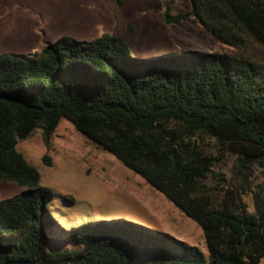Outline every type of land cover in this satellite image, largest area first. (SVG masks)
Instances as JSON below:
<instances>
[{"label": "trees", "instance_id": "obj_1", "mask_svg": "<svg viewBox=\"0 0 264 264\" xmlns=\"http://www.w3.org/2000/svg\"><path fill=\"white\" fill-rule=\"evenodd\" d=\"M186 12L221 42L264 47V0H190ZM164 193L203 229L197 245L127 219L71 230L53 216L52 188L19 150L36 129L49 143L61 120ZM211 137L236 156L234 179L216 199L202 183L216 157ZM48 156H45V160ZM261 174L263 181H257ZM0 181L24 187L0 200V264H260L264 258V64L244 54L188 50L133 55L121 36L68 35L40 52L0 55ZM253 194L254 211L243 195ZM66 244L55 248L53 233Z\"/></svg>", "mask_w": 264, "mask_h": 264}, {"label": "rangeland", "instance_id": "obj_2", "mask_svg": "<svg viewBox=\"0 0 264 264\" xmlns=\"http://www.w3.org/2000/svg\"><path fill=\"white\" fill-rule=\"evenodd\" d=\"M188 11L190 0H0V55L40 52L45 43L63 35L91 40L104 33L123 37L133 55L151 57L188 50L244 54L264 64V47L249 38L240 51L218 40L194 18L168 22L165 10ZM215 165L202 183L216 199L224 189L240 185L234 179L236 156L222 152L211 137L198 138ZM19 150L41 172L40 184L53 189L50 208L58 223L71 228L85 222L127 219L208 247L201 226L187 216L164 193L128 168L63 118L49 143L42 129L21 139ZM45 156L48 159L45 160ZM257 181H263L258 174ZM24 190L16 182L0 181V200ZM254 211L253 194L243 195ZM54 246L66 243L53 233ZM260 264H264V258Z\"/></svg>", "mask_w": 264, "mask_h": 264}, {"label": "crops", "instance_id": "obj_3", "mask_svg": "<svg viewBox=\"0 0 264 264\" xmlns=\"http://www.w3.org/2000/svg\"><path fill=\"white\" fill-rule=\"evenodd\" d=\"M46 44V43H45ZM45 46V45H44Z\"/></svg>", "mask_w": 264, "mask_h": 264}]
</instances>
